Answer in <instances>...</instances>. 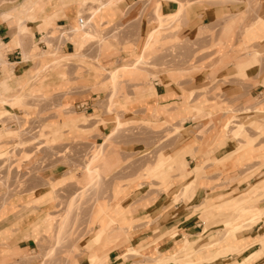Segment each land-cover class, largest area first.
<instances>
[{
    "label": "rangeland",
    "instance_id": "obj_1",
    "mask_svg": "<svg viewBox=\"0 0 264 264\" xmlns=\"http://www.w3.org/2000/svg\"><path fill=\"white\" fill-rule=\"evenodd\" d=\"M120 1L122 0H82L83 5L77 15L83 17L89 14L88 16L91 17L101 3L112 6ZM166 1L168 0H139L123 14L119 24L110 21L101 23L103 21L100 20L101 10L89 20V24L84 29L77 28L69 39L74 38L76 42L77 38L84 37L78 48L79 50L84 48V51L93 49V54L90 56H85L81 52L79 57L62 59L59 50H46L41 53L35 49L36 52L41 53L38 59L43 57L46 63L33 75V82L28 88L18 91L13 95L15 97L9 99L10 101L2 99L5 103H0V135H2L0 209L13 198L30 192V189L41 187L42 192L46 193L37 206L38 211L41 212V220L37 225H41L44 230L32 244L31 251L21 256L15 264H77L80 257H89L88 247L98 230V225L93 222L91 216L96 204L108 209L118 203L124 207L134 199L129 197L132 191L143 184H147L150 189L149 194L165 192V198L170 203L181 201L188 203L191 196H185L184 199L183 195L177 194H180L181 188L190 179H179L177 172L168 169L174 164L168 163L160 173L161 176L168 175L169 183L164 187L161 184L162 179L152 166L162 155H178L179 147L184 142L202 139L203 133L213 126L211 122L215 124L220 121L219 128L225 131L224 139L233 140L234 134L239 146L240 142H244L250 135L253 138L248 136L251 145H261L259 149H254V154H262V152L257 154L258 150L264 152V85L253 95L256 105L253 109H258L257 105L263 103L262 112L255 113L252 109L244 110L245 107L237 106L236 101L228 100L225 95H221V91L227 86V79L216 81L219 75L218 69L224 64L231 63V59L220 57L216 52L215 44L222 37L218 34L233 22L234 15L223 17L208 26L200 25L195 34L192 33L184 38L179 31L187 29L188 18L185 9L182 14L175 11L174 14L162 19L161 15H165L161 12L160 4ZM172 1L177 2V5L181 4L184 8V3H179V0ZM245 1L244 11L238 14V20L234 19V22H240L243 16L245 19L241 22L245 25L242 27L250 26V29L254 27L253 22L258 13L264 8V0ZM95 21L97 26H94ZM257 21L255 23H258ZM139 26H145L148 31L151 30V35L155 33L157 38L155 44L152 43L153 46L148 50H143L146 39L141 37ZM70 27L76 28V24ZM242 27L237 30L239 35L243 31ZM56 28L50 27L49 33L52 37L56 34ZM78 32L83 33H79L82 35L78 36ZM246 38L255 40L250 34ZM163 39L166 40L164 45L168 44L169 48H162ZM123 44L137 45L138 51L131 58L122 59L121 65L125 67L122 74L116 73V70V72L111 69L105 70L98 65L100 53L112 50L118 55L119 52L115 49ZM154 45L159 47L154 48ZM257 58L260 64L264 65V55L260 56L257 53ZM181 59L185 61L182 66L179 65ZM163 74L175 80L179 76L188 80L193 74L206 79L207 82L201 85L197 97H202V101L209 107L212 115L201 114L195 110L193 122L184 121L183 124L184 122L180 121L178 124H171L157 114L149 119L128 114L119 101V96L124 90L125 83L122 82L124 77L136 78L134 76L138 75L140 76L138 79L147 83L149 78L158 79ZM50 75H56L59 82L63 83L59 85L57 91H50L48 87ZM86 75L88 77L93 75L94 81L98 83L97 86L92 85L95 88L90 87V83L82 82L81 77ZM243 86L241 85L242 90H247L248 86L245 85V88ZM259 92L262 93L259 95ZM81 93L95 94L93 96L95 104L88 113L82 114L77 111L75 103L63 102V99ZM123 102L126 105L129 100ZM33 111L38 114H32ZM251 122L255 124H250ZM258 125L261 126L257 128ZM240 128L242 135L235 136ZM199 153V150L195 152L189 149L180 156L182 158L190 156L193 159ZM248 162L237 166L240 168V173L235 180L225 182L229 184L246 182L264 168L262 163L264 159ZM189 167L192 168L193 164L189 166L186 164V168ZM213 169L219 170V167L215 166ZM50 172L56 177L51 181L45 180L44 176ZM208 173L204 172L202 177H207ZM144 174L148 176H143ZM250 186L251 184L248 183L242 193L248 191ZM116 188L125 192L127 196L124 197L125 195L122 194L118 199H114ZM262 197L251 200V197L245 196L238 204H246L248 201L249 205L256 204ZM208 204L210 201L205 200V204L201 207L205 215L204 230L213 226L214 228L195 241L192 245L194 249L202 244L217 241L229 233V227L221 226L223 227L221 228L217 222L219 224L221 222L219 219L223 217L221 213L231 209L225 207L221 210L220 207L215 208ZM24 211L21 210L20 213H25ZM244 211L243 217L236 221H233V216L238 213L237 211L226 218L231 219L233 224L243 225V222H247L245 216L252 214L256 209L247 206ZM213 213L219 215L209 220L208 216ZM138 223L140 222H132L124 230L114 232L117 237L107 245L106 250L117 247L119 255L127 252L128 255L110 264H144L147 261L154 264L153 259L160 256L157 253L145 258L143 252L140 250L135 252L136 250L132 249L145 247L144 242L137 247L131 243V239L137 233L135 229L141 226H138ZM252 224L241 226L236 232ZM35 231L37 232L36 229ZM174 232L173 230L170 234ZM185 240L184 236L181 244ZM154 247L158 252L156 241ZM128 248L133 251L129 252ZM96 252L99 255L101 251L97 249ZM178 252L176 250L175 253ZM168 261L173 259H167L163 264H167ZM88 262L91 264L90 260Z\"/></svg>",
    "mask_w": 264,
    "mask_h": 264
},
{
    "label": "crops",
    "instance_id": "obj_2",
    "mask_svg": "<svg viewBox=\"0 0 264 264\" xmlns=\"http://www.w3.org/2000/svg\"><path fill=\"white\" fill-rule=\"evenodd\" d=\"M138 1L122 0L112 6L101 3L99 7L100 11L102 10L100 20L103 21L101 23L110 21L114 24H119L123 19V14ZM179 1V3H184V8L181 4L177 5V2L172 0L161 2V12L165 15H161V18L169 17L175 11V13L182 14L183 9H185L184 12L188 18L187 29L179 31L182 32L181 35L183 34L184 38L192 33L195 34L197 27L200 25L208 26L223 17L234 15L233 22L218 34L222 37L215 44L216 52L220 57H225L226 60L231 59V63L224 64L218 69L219 75L216 81H221L223 78L228 80L227 86L221 91V95H225V98L236 101L237 106L245 107L244 110L246 111L252 109L255 113H261L263 110L261 104L257 105L258 109H253L256 106L254 104L255 101H253L255 99L253 95L258 89L263 88L264 85V65L260 64V60L257 58V53L260 56L264 55V8L254 20V27L249 29L250 26L242 27L245 25L241 22L245 19L243 16L240 22H234V19L238 20V14L245 9V0ZM80 3L81 5L78 4V0H0V103L3 101L2 99L9 100L15 97L13 95L17 94L18 91L31 85L33 75L46 63L43 57L38 59V56L45 52L39 45V42L42 41L41 36L50 34V27L52 26L57 27V30L58 27L64 25L73 26L77 24V20L80 18L77 13H79L83 5L81 1ZM87 15L89 14L83 17H87ZM96 15H91L90 18L92 19ZM255 21L258 23H255ZM94 26H97L96 21ZM239 27L243 28L240 35L237 32V30L241 29ZM46 28L47 30L45 31ZM138 30L140 35H142L141 37L146 39L143 50H148L153 46L152 43L157 40L155 33L151 35V30L148 31L145 26H139ZM249 34L255 37V40L246 38ZM164 39L162 40V48L167 49L169 45H164L166 41ZM82 40H84V37L77 38L76 42L74 38H71L69 43L59 49L61 58L72 59L79 57L81 52L85 56L93 54V49L84 51L83 48L79 50L78 45L82 44ZM136 46L123 44L118 49H115L119 52L118 55L112 50L109 52L104 51L105 53L102 52L98 56V65L105 70H116V73L122 74L125 67L121 65V61L128 57L131 58L138 51ZM157 47L159 45H154V48ZM35 49L41 51V53L36 52ZM184 64V60H179V65L182 66ZM134 77L136 78H132V76L129 78L124 77L125 79L122 81L125 83L124 90L119 96L120 104L125 107L124 109L128 114H133L137 117L144 116L148 119L157 114L161 115L160 117L165 122H171V124H178L180 121L193 122L195 120L193 118L195 110H198L201 114L212 115L209 112V107L202 101V97H197L200 94L201 85L207 82L200 75L193 74V77H189L190 79L188 80L179 76L175 80L169 79L163 74L158 79L152 80L149 78L147 83L138 79V77L140 78L138 75ZM50 78L51 80L48 82L50 91H57L59 85L63 84L62 81L59 82L56 75H50ZM81 79H83V83H90L92 88H95L92 85L98 84L97 81H94L93 75L89 77L86 75L83 78L81 77ZM243 84L248 86L247 90H242L241 85L243 86ZM244 86L243 88H245ZM261 93L259 92V95ZM93 96H95L93 93H81L75 97H67L63 99V102L83 105L84 109L77 110L83 114L93 109L95 104ZM124 100H129V103L124 105ZM3 102L5 103V101ZM32 114L37 115L38 112L33 111ZM211 124L213 126L209 131L203 133L202 139L189 140L187 143L191 144L192 142L191 145H187L184 142L179 147L178 155H162L160 157L161 159H168L170 160L169 163L174 164L172 167H168L171 171L186 170L189 173L199 165L202 167L206 166L204 172H209V175L199 179L198 184H196L197 189L195 188L189 202L184 203L181 201L173 204L169 200L167 201L165 192L156 195L153 192L149 194L150 189L147 184L136 187L129 196L130 198L134 197L129 204L123 207L118 203L109 209L112 223L109 222L110 218L105 214L96 221L98 225L97 233H100L101 230L104 232V238L98 245V249L102 253V258L98 264H110L117 260L120 256L118 248L114 247L106 250V247L117 237L114 232L118 233V231L124 230L132 222H140L137 225L144 226L135 229L137 233L131 239V243L135 247L142 242L145 243V247L132 248L143 252L145 258H150L158 253L160 256H156L153 260L172 258L173 261H168L167 264H264L263 187L258 189L257 193L255 192L256 194L251 198V200H254V198L262 197L256 204L249 205L250 203H246V206H251L256 211L245 216L247 217V222H243L241 226L250 223L248 220L249 216L261 213L262 215L255 223L234 233H232V230L237 225L240 227V225L232 223L227 226L229 227V232L231 231L230 234L227 233L221 239L209 244H202L197 249L192 248L195 241L203 236V217L205 218V215L201 207L205 204V200H209L210 204L208 205H215V208L220 207L222 210L226 207L231 209L221 213L229 216L232 212H236V203L232 204V202H237L242 195L248 192L242 193V191L246 190L248 183L251 184L249 190L255 185H263L264 183V168H261L255 177L240 184L228 183L229 180L236 179V176L240 173L239 167L228 165L219 167V170L213 169V162L218 161V159L221 160L228 153L233 152L238 148V144L234 134L233 140L224 139L225 131L219 128L220 121L215 124L211 122ZM260 126L258 125L257 128ZM248 136L253 139L252 136ZM187 146L189 149L195 150V152L199 150L200 153L196 154L193 159L190 156L182 158L180 155L187 152ZM260 147L261 145L259 144L251 145L253 152L254 149H259ZM258 152H262V154H253L248 161L255 162L256 159H264L263 150H258ZM248 161H246L247 164L249 163ZM258 163L260 162L258 161ZM262 163L264 164V162ZM186 164L187 166L193 164V167L188 169ZM54 175L53 172H50V174L44 176V179L51 181L53 177H56ZM143 176L148 175L144 174ZM159 178L162 179V186L165 187L169 183L167 182L168 175H162ZM190 178L191 175L185 179L189 180ZM226 180L228 182H225ZM45 194V192H42L41 187L30 189V192L13 198L0 209V264H15L21 256L29 250L31 251L32 244L42 234L44 229H42L41 225H37V222L41 220V212L38 211L37 206L42 202ZM123 194L125 195L124 197L127 196L125 192ZM21 210H25V213H20ZM218 215L219 213L211 214V216H208L209 220L217 218ZM113 226L116 227L113 228ZM213 228L214 226L208 228L206 233L213 230ZM173 230L175 232L171 235L170 233ZM184 236L186 240L181 244ZM154 241L157 243L158 252L155 251ZM114 243L116 242L114 241ZM95 247L97 245L92 240L88 249L91 252ZM176 250L179 252L175 253ZM180 254L182 256H179ZM186 257L190 259H185ZM179 260L181 261L178 262ZM88 261L89 257L83 256L78 259L77 264H89ZM144 264L153 263L147 261Z\"/></svg>",
    "mask_w": 264,
    "mask_h": 264
},
{
    "label": "bare ground",
    "instance_id": "obj_3",
    "mask_svg": "<svg viewBox=\"0 0 264 264\" xmlns=\"http://www.w3.org/2000/svg\"><path fill=\"white\" fill-rule=\"evenodd\" d=\"M80 1H82V0H78V4H80L81 5V3H80ZM84 1V0H83ZM96 12L95 13H93V15L94 14H98V13H100V9L98 8L97 10H95ZM79 33H83V32H78L77 33V35L78 36H80V35H82V34H79ZM2 44V43H1ZM16 100H17V98H16ZM15 99H14V101H16ZM13 101V102H14ZM1 103L3 104L4 102L3 101H1ZM11 103V102H10ZM263 103H264V101H263ZM263 103H262V105H263ZM157 117V116H156ZM159 119V118H158ZM159 121V120H158ZM252 123H254V122H251L250 124H252ZM238 135H242V129L240 128L239 130H238V132H237V134L235 135V136H238ZM241 137V136H240ZM190 143V142H189ZM191 144H192V142H191ZM191 144H188L187 143V145H191ZM187 148H188V146H187ZM188 150H189V148H188ZM257 153H259V152H257ZM254 154V152H253V150H252V148H251V144H250V141H249V137L247 136V138H246V140H244V142H240V145L238 146V148L237 149H235L233 152H231L230 154L228 153V155H226L223 159H221V160H219L218 159V161H215V162H213V165H212V167L214 168L215 166H218V167H226V166H228V165H232L233 167H237V166H240V165H242L244 162H246V161H248L249 160V158H251L252 157V155ZM170 162V160H168V159H159L158 161H157V163L153 166V168H154V171L155 172H157L158 173V175L159 176H161V172L163 171L162 169L164 168V166H166V164H168ZM176 167V166H175ZM206 167V166H205ZM205 167H202V166H197V167H195L193 170H191V172H189V173H187L186 172V170H182V171H179V172H177V171H173V172H177L178 174H177V176H178V178L179 179H185V178H187L188 176H189V174H191V178H190V180L181 188V190H180V194H177L178 196H182L183 195V198L185 197V196H191L192 197V195L194 194V191H195V188H196V184H198L197 182H199V179H201V177H202V174L204 173V171H205ZM169 171H171V170H169ZM261 187H263L264 188V183H263V185L262 184H259V185H255V186H253L250 190H248V192L246 193V194H244V195H242L240 198H239V200H237V202L236 201H233L232 202V204L233 203H236L235 205L237 206L236 207V211L238 212L237 214H235V216H233V221H236L237 219H239V218H241V217H243V215H244V212L246 211H244V208H246L247 206H246V204L245 205H241V204H238L239 203V201L241 200V199H243V197H245V196H249V197H253L256 193V191L259 189V188H261ZM197 189V188H196ZM123 194V192L121 191V190H119L118 188H116V189H114V199H118L120 196L119 195H122ZM176 196V195H175ZM178 196L176 197L177 199H178ZM182 198V199H183ZM185 199V198H184ZM181 200V199H180ZM230 200V199H229ZM184 201V200H183ZM247 203H249V201L247 202ZM215 206V205H214ZM111 208V207H110ZM113 208V207H112ZM118 209V208H117ZM248 209V208H247ZM121 211V210H120ZM248 212H249V210H248ZM255 212V211H254ZM253 213V212H252ZM103 214H105V215H107L109 218H110V211H109V209L108 208H105V207H102L100 204H96V206H95V209H94V211H93V213H92V219H93V222L94 223H96V221L103 215ZM230 214V213H229ZM250 214V213H249ZM117 215V214H116ZM222 215V214H221ZM260 215H262L261 213H258V214H256V215H254V216H249V218H248V220H249V222L250 223H255L259 218H260ZM223 217H222V219L221 218H219L220 220H221V222H220V224H219V222H217L218 223V226H225V227H227V226H229L230 224H232V222L230 221L231 219V217L229 218L230 220H227V218L226 217H228V215L226 216V215H222ZM45 219V218H44ZM225 219V220H224ZM209 221V220H208ZM215 221V220H214ZM230 221V222H229ZM109 222H113L112 221V219L110 218V221ZM108 222V223H109ZM228 222H229V224H228ZM207 223V222H206ZM210 223V222H209ZM216 222L214 223L215 225L217 224ZM93 224V223H92ZM205 224V223H204ZM248 224V223H247ZM208 225V224H207ZM207 225H206V227H207ZM210 225V224H209ZM212 225V224H211ZM205 226V225H204ZM246 226V225H245ZM239 226L237 225L233 230H232V233H234V232H236L240 227H241V225H240V227L238 228ZM205 228V227H204ZM208 228V227H207ZM206 229V228H205ZM102 231V230H101ZM100 231V233H97L94 237H93V241H94V243L97 245V249H98V245L100 244V242H101V240H103V238H104V232L102 231L101 232ZM206 231L207 230H204V232H203V235L206 233ZM231 232V231H230ZM229 232V233H230ZM216 245V244H215ZM97 249H94L93 251H91L90 252V255H89V260H90V262H91V264H98L99 263V261H100V259L102 258V253H100L99 252V255L97 254V252H96V250ZM129 252L130 251H133L132 249H129L128 250ZM135 252H137V251H135ZM126 255H128V252L126 253V254H123V255H120L118 258H117V260H119V259H121V258H123L124 256H126ZM196 255V254H195ZM104 256V255H103ZM127 259V257L125 258V260ZM185 259H190L189 257H186ZM165 260H167L166 258H161V259H155L154 260V262L156 263V264H163L164 263V261ZM181 260H179L178 262H180ZM189 263V262H188ZM90 264V263H89Z\"/></svg>",
    "mask_w": 264,
    "mask_h": 264
},
{
    "label": "built area",
    "instance_id": "obj_4",
    "mask_svg": "<svg viewBox=\"0 0 264 264\" xmlns=\"http://www.w3.org/2000/svg\"><path fill=\"white\" fill-rule=\"evenodd\" d=\"M90 16L87 15V17H80L77 20L76 28L70 27V26H61L58 27L56 34L52 37L50 34H43L42 41L39 42V45L46 51V50H59L64 45L68 43V40L70 39L71 35L76 31V29H84L88 24L90 20ZM76 110H82L84 109L83 105L79 104L75 107Z\"/></svg>",
    "mask_w": 264,
    "mask_h": 264
}]
</instances>
